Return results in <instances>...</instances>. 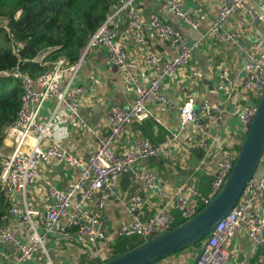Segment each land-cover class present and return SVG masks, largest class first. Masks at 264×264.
<instances>
[{
  "label": "built area",
  "instance_id": "obj_1",
  "mask_svg": "<svg viewBox=\"0 0 264 264\" xmlns=\"http://www.w3.org/2000/svg\"><path fill=\"white\" fill-rule=\"evenodd\" d=\"M141 0H122L116 8L91 35L82 50L78 62L68 65L65 57L58 58L51 69L31 76L18 66L8 76L17 78L23 88L20 108L15 120L9 126L3 145L11 143V153L2 156L3 169L0 174V186L5 201L9 204L1 216L0 243L13 246L18 255L8 264H25L35 259L38 253L45 257L43 264H55L49 256L45 240L51 235L65 239L73 236L80 242L97 246L107 238L101 228V214L106 203L116 196L119 178L132 172L134 178L147 191L155 192L163 201L160 209L147 221L142 220L141 210L148 200L134 195L121 200L122 205L131 216L117 231L120 237L138 236L144 241L168 232L174 228L175 217L171 210H182L185 220L196 215L200 208L210 204L223 187L234 168L239 149L221 148L212 181V198L203 197L194 182H185L176 190L169 192L159 184L158 176L145 168L136 170L137 164L146 159L172 157V147L184 139L187 128H193L187 140L198 149L208 152L214 144L212 129L220 126L225 118L227 102L232 99V89L220 82L217 89L225 94L220 104L204 100L195 110L197 102L190 98L179 111L180 127L170 131L168 139L161 144L148 140H137L131 151L123 156L113 152V143L125 133L134 121L154 118L161 120L148 108V103L155 102L161 113H166L170 100L164 89V79L176 77L193 59V46L186 37L171 24L164 22L157 15L144 19L136 3ZM175 17L199 28L191 15L184 10L183 0H164ZM127 14L128 28L136 44L144 51L143 64L153 77L148 83L132 71L135 63L129 58V52L119 37V20ZM240 16L244 24L264 31V0H224L217 9L210 25V32L216 37L224 36L230 43H236V35L226 32L228 23ZM6 27V25H4ZM168 44L176 50L174 58L163 60L160 52L149 46V37ZM196 46V45H195ZM105 47L111 63L123 74V81L136 98L128 107L116 106L107 116L109 134L92 128L81 115V96L87 92L83 86H74L75 79L89 50ZM192 76L199 77L198 70H191ZM94 86V83H92ZM241 87L248 100L239 104L233 115L239 120L242 130L241 145L257 113V106L264 93V34L257 36L252 46L245 53ZM49 98L56 100L52 116L46 123L39 121L43 104ZM61 112L72 115L81 128L92 132L97 140V149L88 157L74 155L60 143L42 147L46 139L52 136V121ZM186 137V136H185ZM34 142L28 148L27 143ZM240 145V147H241ZM0 148V149H1ZM56 160L66 166L80 171L78 180L68 189L57 188L51 180L43 179L40 164ZM43 179L48 192V205L41 212L32 208L28 202L27 190L30 185ZM264 197V176L258 173L252 177L234 209L210 233L200 248L195 264H232L228 246L237 230L245 228L247 239L256 248L264 247V213L255 211L260 199ZM96 209L88 210L93 201ZM19 220L26 235L21 237L9 227V220ZM153 264H173L167 260ZM257 264H264L263 262Z\"/></svg>",
  "mask_w": 264,
  "mask_h": 264
},
{
  "label": "crops",
  "instance_id": "obj_2",
  "mask_svg": "<svg viewBox=\"0 0 264 264\" xmlns=\"http://www.w3.org/2000/svg\"><path fill=\"white\" fill-rule=\"evenodd\" d=\"M223 1L183 0L184 10L191 15L195 22L200 24L197 30L175 17L164 0H141L136 3L137 9L144 19H150L157 15L162 21L171 24L183 33L189 44L193 48H198L206 57L209 74H202L193 56L189 65L185 66L176 77L165 78L164 89L170 100L167 112L161 113L155 102H150L147 105L152 113L161 120V123L154 118L134 121L128 130L113 143V152L116 155L123 156L131 151L137 140H148L153 144L165 142L170 131L179 129V111L190 98H194L197 105H200L204 100L218 105L226 99L225 94L217 89L218 84L222 81L233 90L231 93L233 97L227 102L223 123L212 129L215 141L208 152L198 149L187 140V136L191 135L193 129L189 127L185 132L186 137L184 136V139L172 147L170 159L161 157L146 159L137 164L136 170L145 168L154 172L158 176L159 184L169 192L190 181L196 184L203 197L212 198V181L220 149L239 148L241 145V125L233 115V110L239 104H245L248 101L245 100L246 95L241 87L245 53L256 37L264 34V31L260 28L249 27L244 24L240 16H237L225 28L226 32H233L236 35V43L228 42L224 36H214L210 32V25ZM119 37L128 49L130 60L136 65L132 71L143 82L148 83L153 74L143 64L144 51L136 44L132 32L128 28L127 14H123L119 20ZM149 46L160 52L163 60L172 59L176 55L174 48L158 42L152 36L149 37ZM47 55L48 52H42L38 61L42 62ZM46 64L50 63L46 62ZM193 69L198 70L199 77L192 76L191 70ZM74 86H83L87 89V92L81 96V115L92 128L105 135L110 132L107 116L111 109L116 106L128 107L136 98L134 91L126 88L123 74L111 63L108 50L105 47L93 48L85 55ZM55 106L54 98L45 101L39 115L41 123L50 120ZM33 142V139L29 140L27 147L29 148ZM55 142L82 158H88L97 149V140L94 134L81 128L77 120L68 112L59 113L52 121V136L44 141L42 147H49ZM11 150V143L7 142L0 149V154L8 156ZM40 172L43 179L51 180L61 190L68 189L80 175L78 169L70 168L56 160L40 164ZM257 173L259 176H264V155ZM43 179L28 187L27 198L32 208L44 213L49 200ZM134 195L149 201L141 210V218L144 221L156 215L163 203L155 192L147 191L137 182L132 172L122 175L118 180L116 196L106 203L101 214V228L107 235L106 240L97 246H92L88 242H80L76 236L65 239L58 235H51L45 240V244L52 261L55 264L103 262L112 257L124 242L128 247L134 241L133 238L141 239L138 236L120 237L117 235L118 229L132 219L121 200ZM96 204L95 200L89 204L87 209H96ZM255 211L264 213V197L260 199ZM171 213L175 217V223L185 220L182 210L173 209ZM8 224L21 237L26 235V230L19 220L11 218ZM199 252L200 248L193 247L165 260L173 264H195ZM228 252L232 264L264 263V247L256 249L247 239L244 227L236 231L228 246ZM17 255L16 248L0 243V264H8ZM44 261L43 254L38 253L34 260L25 264H43Z\"/></svg>",
  "mask_w": 264,
  "mask_h": 264
},
{
  "label": "trees",
  "instance_id": "obj_3",
  "mask_svg": "<svg viewBox=\"0 0 264 264\" xmlns=\"http://www.w3.org/2000/svg\"><path fill=\"white\" fill-rule=\"evenodd\" d=\"M121 2L122 0H0V148L9 126L17 116L23 96L20 81L6 73L18 66L23 72L35 77L51 69L60 57H65L69 66L75 64L91 35ZM42 52H48V55L39 62ZM46 62L50 64L47 65ZM238 149L240 151V147ZM3 163L4 159L0 156V174ZM8 206L0 186V223ZM185 221H176L174 227ZM206 239L194 247L201 248ZM143 242V239H136L128 247L124 242L110 258ZM101 263L102 261L93 264Z\"/></svg>",
  "mask_w": 264,
  "mask_h": 264
},
{
  "label": "water",
  "instance_id": "obj_4",
  "mask_svg": "<svg viewBox=\"0 0 264 264\" xmlns=\"http://www.w3.org/2000/svg\"><path fill=\"white\" fill-rule=\"evenodd\" d=\"M193 56L202 74H209L207 59L196 47L193 48ZM257 108V113L240 147L234 168L210 204L168 232L150 238L101 264H153L192 248L207 238L237 205L262 161L264 155V93ZM194 109L199 110V106L195 105Z\"/></svg>",
  "mask_w": 264,
  "mask_h": 264
},
{
  "label": "rangeland",
  "instance_id": "obj_5",
  "mask_svg": "<svg viewBox=\"0 0 264 264\" xmlns=\"http://www.w3.org/2000/svg\"><path fill=\"white\" fill-rule=\"evenodd\" d=\"M1 24V23H0ZM250 45V44H249ZM252 46V45H251ZM133 240L135 241L136 239L133 238Z\"/></svg>",
  "mask_w": 264,
  "mask_h": 264
}]
</instances>
